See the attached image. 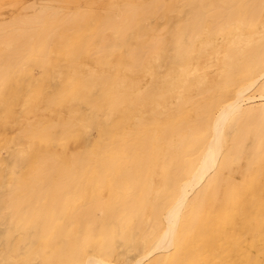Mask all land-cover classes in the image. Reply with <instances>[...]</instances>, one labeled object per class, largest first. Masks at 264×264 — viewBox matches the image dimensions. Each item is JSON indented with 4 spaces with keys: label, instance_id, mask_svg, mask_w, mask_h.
Returning a JSON list of instances; mask_svg holds the SVG:
<instances>
[{
    "label": "rangeland",
    "instance_id": "obj_1",
    "mask_svg": "<svg viewBox=\"0 0 264 264\" xmlns=\"http://www.w3.org/2000/svg\"><path fill=\"white\" fill-rule=\"evenodd\" d=\"M183 1H185V3ZM183 1L182 0H164V1H162V0H152V1L151 0H137V1L136 0H134V1L133 0H118V1L117 0H0V23H2V24H0V29H3V30H0V33L2 31H5V29H4L5 26H6V30L9 29L10 27L12 29V31L10 29L7 30L6 33H9V34L6 35L5 41L2 42V40L0 39V51H1L0 55H3V58H4L3 59L2 57H0V61H1L0 62V68L2 70H4L2 76H0V79H1L0 80V82H1L0 83V185L2 183L7 184L9 186L12 185V187H9L6 190L9 193H7L6 191L5 192L0 191V201H1L0 202V205H1L0 206V208H1L0 213L4 214L6 212L4 215H7L11 212L10 216L12 217V221H9L10 223L9 222L7 223L9 226H7V224H6V228L4 229L5 234L2 237H0V243H1L0 244V255H2V258H3V260L0 264H7V263L8 264H10V263L11 264H20V262H22L23 260H24L23 262H25V263L22 262L23 264H27V263L30 264V262H32L34 264H56L59 260H61L63 258L64 253L61 252L62 251L61 250V247H62L61 244L66 243V242H70V243L75 244L80 237L79 235L82 233V232H80V230L83 231V233H88V234L90 233V235H89L90 239L88 240V242L100 240L102 238L100 233L96 232L95 230H94L95 232L92 231L93 229H95L93 227V225H92V227H90V225L93 223L89 219V217L86 216L85 214L83 216L77 215L71 223H68L67 221H65L66 220L65 215H67L69 213L68 211L75 209L77 207V205H80L79 207H81V208H79V209H83V211L86 210L85 207H87V206H85V205H87V203L89 201H91L93 199V197H94L93 200H95V199L100 200V197H101V199L104 198L105 200H107L108 203H112L114 201L111 200V197H113V200L116 201V199L118 198V195H120V193H122V195H124V194H126V192L128 194L129 191H131L130 192L131 194H133V195L135 194L136 197L139 198L140 200L143 199L147 205H146L145 211L143 210V213L145 212L144 215L140 216L141 218H138L135 215L133 217V215H131L132 218H129L130 221L125 222L126 223L125 226H128V227L132 226L131 228H134L135 227L134 225H137L139 223L137 220H140L141 224L139 223V225H138L139 230L138 229L136 230V235L138 237L141 235L142 231L146 228L145 223H146V221H148V217L153 212V208L155 207V205H157L158 197H156V196L154 197L153 193H149L147 195L143 186L136 188V187L132 186L131 181L128 184V181H126V179L129 180V178L127 176H124L123 174H121L122 173L121 170H123L125 167H132L133 165H135L139 161V159H141V158L143 159L146 155V153H144L145 151H143V150H149V151H151V154L153 157H158L157 152L160 153V150L163 149L162 147H164V149H166V147L168 146V144H167L168 141L176 140L178 137L176 135L183 128H185V130L180 131V133H187L188 132V133H192V134H197L196 129L194 130V127L192 125L193 123L191 124L190 121L197 120V118L199 117L198 113H200V114L202 113L204 106L206 107L210 103H212L210 105H214V104H217L219 102L223 103L224 100L231 98L234 90L236 89V86L240 85L243 81H245L246 79L249 78L248 73L246 74V71H248V69L252 68L250 66L245 67V69H247V70H245L243 68L244 66L238 65L235 68L236 70L234 69L235 71L234 70L231 71V70H228L226 67H223V65L215 62L214 59L216 57L213 58V56L215 55L214 53H215L216 48H218V46L220 45L219 48L222 49L226 45V40L223 38L217 39V42H215V43H206V41L204 40L205 36L208 35L207 37H210V35H213L209 32V27H211L212 26L211 24L213 23V17L211 15V13H209L208 10H207L208 12H206V9H209L211 7V4H213V1H215V0H211V1L210 0H205V1L204 0H202V1L201 0H199V1L198 0H192V1L189 0V2H191L190 4H189V2H187L188 0H183ZM155 2H158V3H156V5H155ZM177 2H179V3H177ZM209 2H211V3H209ZM241 2L243 3L244 0H241L240 3ZM122 3L128 4V5H125L123 7V6H121V5H124ZM143 3L145 4L144 6H143ZM147 3L150 5V7H149V5H146ZM175 3H177V4H175ZM132 4L139 7V8L138 7L135 8L137 10V13H136L137 16L133 15L135 12L134 11L135 9L134 8L132 9V7L129 8ZM200 4L203 6H200ZM118 5H119V7H118ZM185 5L187 7H185ZM190 5L194 6V7H191ZM204 5H207V7L205 6V8L203 9ZM109 6L110 7L112 6L113 9L110 8ZM127 6H129L128 9H130V10L125 9V7L127 8ZM142 6L143 7L146 6L148 8L147 10H149V15H147L148 11L146 10V7L143 8ZM152 6H154V8ZM159 6L162 9H160ZM208 6H210V7H208ZM183 7H184V9H183ZM188 7L190 8L191 12L193 9H196V12L198 11L197 14H199V15H200L199 11L201 10L200 12H201L202 16H199L200 18L196 17V15H195L196 12L193 11L194 13L193 12L191 13ZM142 8H143V10H142ZM178 8L181 10V11L178 10L181 14L177 11ZM48 9L50 10L49 13L54 12L55 15H57L55 17H57V18H59V17L61 18V16L63 15L62 14L63 11H64L65 15L67 13H69L68 15H77V14L78 15H82V14L84 15L85 13L88 15V12H89V15L91 13H95V15H96L98 12L99 18L101 17L100 18L101 20L97 19L98 15H96V18L94 20H92V21L89 20L90 22L87 21V23L85 22L86 24H84V26H82L80 28L81 31L79 30V28L77 26H73L74 28L73 27L70 28V26L68 27V26H64V25L58 26V28H57V34L58 35L49 41V53L47 56L49 63H47V64L46 63H35V64L28 63V64H25L19 68L18 64L20 63V61L18 60L19 58L17 59V57H19L20 54L18 51L16 52V50H14V48L15 49L20 48V50H21V48H23V46L25 45V42H27V41L32 42L34 39L33 33L30 32V31H32L30 26H28L29 28H27V29H29V30H27V32L25 31L24 35H20V33L22 32V29H23L22 26L25 24L23 21H30L35 16L44 17L43 19L46 20V15L49 14L47 11ZM51 9L54 11H51ZM144 9L146 10V12H144ZM153 9H154V11H153ZM172 9H174V10L172 11ZM40 10L43 11L44 13L45 12L46 13L43 15L42 14L43 12H41ZM106 10H107V12L109 11L111 13L108 12V14H107ZM140 10H142L145 14ZM155 10H156V13H154ZM65 11H67V12H65ZM69 11H72V12H69ZM112 11L114 12L115 17H112L110 15V14H112ZM124 11L126 13H127V11L128 12L130 11L131 12V13H129L130 16H131V14L133 17L136 16V17H134L135 19L131 16L130 18H132V20L133 19L134 20L132 21L128 18L130 20V23H129L128 19L125 20L124 18H122V17H124L123 15L126 14ZM132 11H134V12H132ZM150 11H152V12L150 13ZM37 12L41 13V15L37 14ZM121 12L123 14L120 16L119 13H121ZM171 12H174V14H173L174 16L171 15L172 14ZM262 12H264V9H262V11H261V16L264 17V14H262ZM185 13H187L186 16L184 15ZM30 14H32V15L30 16ZM33 14H34V16H33ZM102 14L105 17H108V15H109V18H106L107 19L106 20ZM151 14H153V15H151ZM188 14L190 16H191V14H193V17L195 15V19H193V17L191 16L192 17L191 18V24H193V26L197 25V24H195L196 22L193 20H196V21H197V19L203 20V16L205 15L204 20H206V21H204V20H203L204 22H201L202 20L198 21V24L202 23V25H199L200 28L202 26L201 30L199 29L198 25L194 27V29L196 27H198L197 28L198 31L202 32V33H200V32L197 33L198 35L199 34H201V35L198 36L196 34V36L193 37L194 39L192 38V36H190V38L188 39V37H186L187 34L186 33H184L185 35L183 34V32H185L184 26H180L181 21H183L182 24H184V25L186 24V22L184 21V18L186 17V19H188V17H190V16H188ZM65 15H63L62 17H64ZM87 15H84V16L87 17ZM150 15L152 16V18ZM182 15H183V18H182ZM25 16H26V18H28L30 16L31 19L28 18L26 20ZM143 16H146V17H143ZM120 17H121V19H120ZM127 17H128V15L126 14L125 18H127ZM178 17H180V19ZM207 17H209V19ZM15 18H16V20H18V22H16ZM19 18H20V20H23V19H25V20L20 21ZM102 18L104 19V21L106 20L108 23V25H106V21L103 22L102 24L104 26L112 25L113 21L118 22V23H116V25H115V23L113 25H115L117 28H119V29L116 28V30L117 31L119 30L118 31L119 35L121 34L120 39H115L112 37V38H110V40L108 42H106L104 44L101 38H99V37L96 38L97 36L94 38L91 36L88 37V35H89V28H88L89 24L91 26L97 25L98 23H101L103 21ZM153 18H154V20L157 18L158 21H157V19L155 21L152 20ZM11 19H13V20H11ZM109 19L111 21H109ZM147 19L149 21H147ZM9 20L11 21V23ZM117 20H119V21H117ZM144 20H145V22H144ZM3 21L5 23H3ZM6 21L7 22L9 21V22L7 23ZM14 21L16 24H18V26H16L14 24ZM127 21L129 23V26H128V23H126ZM131 21H132L133 26L130 25ZM134 21L136 23V26H134L135 25ZM233 21H231V23H230L231 27L239 24L238 21L237 22L236 21L233 22ZM91 22H93V23H91ZM96 22H98V23L95 24ZM109 22H111V24ZM171 22L175 23V25H176V28L174 30L176 34H174V36H176L179 39L180 38L179 35L183 34V35H181V38H180L181 43L184 42L186 44H189L190 46L192 45L193 47L191 46L190 49H192L194 52L190 49H187L185 51H181V52H183L182 53L183 55L181 54V52L179 53L182 56H179L178 53L173 54L174 52H171L170 54H173V56L169 54V58L167 60V63L162 65L161 67H160V65L157 64V62L155 63L152 60L149 61L150 56L148 55L145 59H143V61L138 66H135L133 61L130 60L132 58L130 56L129 51L133 47L139 46L142 43V41H146L149 38H151V36L154 34L161 35V36H163L165 34L164 35L165 38H167L168 36L170 37V34L166 31V27ZM209 22H212V23H209ZM122 23L124 26L122 25ZM166 24H168V25H166ZM249 24H251V25H249ZM19 25H22V26H19ZM164 25H165V27H164ZM245 25L247 28L245 27ZM245 25H244V27H242L243 26L242 24H239L238 26L242 27L244 30H255V29L259 28L257 23H248ZM25 26L26 25H24V27ZM121 26H123V30H121V28H122ZM125 26L126 27L128 26L127 29H125L126 28ZM177 26L178 27L180 26L182 28L178 29ZM193 26H192V28H193ZM14 27H16V28H14ZM17 27H19V28H17ZM229 27H230V25H229ZM229 27L227 26V28L231 30V28H229ZM83 28H85V29H83ZM197 29H195L194 31L196 32ZM226 29L221 30L220 34H218V35L215 34V35L216 36H219L222 34L224 35L225 34L224 32L228 31V29L227 30ZM127 30H128V32H127ZM28 31L30 33H28ZM124 31L126 32V35L124 34ZM180 31H181V34H179ZM10 32H13L14 34L10 33ZM18 32H19V34H18ZM61 32H62V35H61ZM120 32H123V33H120ZM229 32L230 31H228L227 33H229ZM11 34H13L12 36L15 37L14 38L15 40L13 39L12 36H10ZM15 34H17V36ZM27 34H29V35H27ZM123 34H124V36H123ZM25 35H27V37ZM21 36H23V37L25 36V38H23ZM183 36L186 38H184ZM58 37H59V39H58ZM79 37H80V39H79ZM125 37H126V39H125ZM169 37H168V39H169ZM196 37H200L201 39L196 38ZM26 38H30V39L27 40ZM132 38H133V40H132ZM8 39H10V40H8ZM90 39H91V41H90V43H88ZM95 39L96 40L99 39L98 42ZM186 39L188 40L189 43L187 42ZM83 40H87L88 42L87 41L83 42ZM117 40H119V41H117ZM222 40H224V41L222 42ZM6 41H9V42L14 41V43L12 42L9 44V46L11 45V49L8 48V51L5 50V49H7V47H9L8 44L6 45V43H5ZM19 42H20V44H19ZM120 42H122V43H120ZM200 42H201V44H200ZM220 42H221V44H218ZM3 43H5L6 46H4ZM15 43L18 45H15ZM80 43H81V45H80ZM118 43H119V45H118ZM114 44H115V46H112ZM74 45H75V47H74ZM79 45H80V47H79ZM83 45H85V46H83ZM20 46H22V47H20ZM207 46H209V47H207ZM199 47H200V49H199ZM126 48H127V50H125ZM2 49L4 50V52ZM82 49H84V51H82ZM78 50H80V51H78ZM188 50H190V51H188ZM9 51L11 52V54H13V52H14V54H16V55H14V54L10 55ZM75 51H78V52H75ZM85 51H87L88 53H86ZM106 51H108V52H106ZM109 51H111V53ZM117 51H119V52H117ZM35 52H37V49H32L30 54L34 58L41 57V54H39V52H37V54ZM120 52H122V53H120ZM123 52L125 54H123ZM83 53H84V55H83ZM87 54H89V55L87 56ZM111 54L113 55L112 57H111ZM197 54H199V56H197ZM6 55H9L10 57L8 58V57H6ZM104 55L106 58L104 57ZM176 55H177V57H176ZM12 56H14L17 59V61H19V62H17L14 57L13 58L15 60H13ZM122 56H123V59H120V58H122ZM210 56H212V57L209 58ZM128 57L130 58L129 59L130 61L128 60ZM175 57L179 61H177V59H175ZM2 59L4 60V62ZM9 59L11 60V62ZM94 59L96 60V62ZM12 60L16 61V64ZM131 61H132V63H131ZM177 62H179V63H177ZM85 65H87V69H86ZM178 65H182L183 67L186 68L185 80L179 79L177 76H175V71L178 68ZM33 66H36V68ZM238 67H240V68H238ZM55 68H56V70H55ZM90 68L91 69L93 68L98 73L100 71V72H104L105 74L110 75V76L121 77L125 80H127V79L128 80H130V79L134 80L136 83V87L135 88L128 87L126 84H122V85L116 86V87L112 86V85L111 86L108 85V86H106V89L107 88L109 89L108 95H111L110 98H108L107 95L101 96L98 93H90L88 89H90L89 87L91 85V81L88 79V76H87L88 70ZM127 68H128V70H126ZM129 68L130 69L132 68L133 70L131 69L129 71ZM194 68L197 69V70H195V73H193ZM165 70H167V71H165ZM72 71H74V72L72 73ZM197 71H198V73H197ZM213 71H214V73H213ZM220 71H222V72H220ZM228 71H230V72H228ZM218 72L222 75L223 74L226 75V72H227L228 74L226 76H224L226 78V80L224 78H220L222 76L219 75ZM45 73H46V75H44ZM192 73H193V75H192ZM229 73H230V76H229ZM256 73H257V71L254 70V74H256ZM58 74L60 77L57 76ZM152 74L155 75V78L158 82H160V83L163 82V84L165 83L166 85H169V83H172L174 86L172 84H170L169 86H165V89L163 90V92H160V94H157V95L153 96L152 98L147 96V99H146V97H144V96H146L144 94V92H142L140 90L141 91L140 92L141 94H140L138 91H139V89L142 88V85H144L146 82H148V80L151 79ZM188 74L189 75L191 74V75L189 76ZM203 75H204V78H206L204 80V82H202V83H206L204 86L202 85V83L198 84L196 82V78L198 76H203ZM80 76H82V77L85 76V79H84V77L81 78ZM163 78H165V79H163ZM216 79L218 80V82L216 81ZM219 79H221L220 81H222V82H220ZM69 80H70V82H69ZM163 80L164 81L166 80V82H164ZM182 81H184L185 83L183 84ZM212 81L214 83H212ZM67 82H69L68 87H67ZM73 82H74V84H73ZM217 83H219V84H217ZM221 85L222 86L224 85L223 88ZM23 86H25V90H24ZM29 86H30V90H29ZM200 87L202 88V90L200 89ZM204 87L206 89H204ZM67 88H68V90H66ZM211 88H213V89H211ZM196 89H198L197 90L198 92L196 91ZM189 91H190V93H189ZM200 91H202V93ZM205 91H207V92H205ZM25 93H27V94H25ZM88 93H90V94H88ZM117 94L120 95V97H119L120 99L118 98L119 101L118 100L115 101L112 98V96H114V97H115V95L118 96ZM137 94H140V95H137ZM250 94H251V96L252 95L256 96L257 92H255V94H254V92L252 91ZM75 95L76 96L79 95V96L76 97ZM136 95L139 96V98ZM142 95H144V96L142 97ZM214 95H217V97L215 98ZM127 96H128V98H127ZM199 96H201V97H199ZM57 97L59 98V100L57 99ZM79 97L83 98V100H84L83 103L80 100H78ZM171 97H173V98H171ZM191 97H193V98L197 97V98L190 99ZM178 98H180V99H178ZM188 98L190 99L189 101H188ZM23 99H25V100H23ZM129 99L131 101L134 100V102L128 101ZM169 99H171L172 101ZM254 99H251L253 101H251V100L245 101L244 107L247 105L250 108H252L253 106L259 108L262 105H264V104H262V103H264V100H261L259 98L257 99V96ZM52 102H54V103H52ZM176 102L177 103L181 102L182 104L183 103L184 104L182 105L180 103L179 107H178L177 105H175ZM185 102H186V104H185ZM133 103H134V106H133ZM170 103L172 104V106ZM257 103H258V105L259 104H261V105H259V107H258V105H256ZM21 104H22V107H21ZM128 105H130V106H128ZM180 105H181V107H180ZM19 106H20V108H19ZM182 106H185V107H182ZM200 106H203L202 109ZM92 108H94L95 110ZM176 108H177L178 112L175 111ZM6 109H9V110H6ZM157 109L159 111H157ZM197 109H200V110H198L199 112L197 111ZM126 110H128V111H126ZM167 110H170V111H167ZM172 111H173V113H172ZM151 112H152V114L154 113L153 116H152V114L150 115ZM175 115H177V116L179 115V116L177 117ZM155 116H157L159 118V120ZM159 116H161V117H159ZM131 118H133V120ZM74 121H76L77 123ZM152 121H153V123H152ZM62 122H63V124H62ZM72 122H74V123H72ZM150 122H151V125H149ZM134 123H136V125H134ZM178 123H179V125H181V127L183 125L185 127L180 128L179 125L177 127L176 125ZM72 124H75L76 127L72 128L71 127ZM90 124H91V126H90ZM186 124L189 126H186ZM101 125H105V127H102ZM168 126L170 129L167 128ZM60 127H61V129H60ZM62 127L64 128V130ZM139 127H140V129H138ZM176 127H177V129H176ZM189 127L193 131L191 129H189ZM67 128H69V129H67ZM178 128H180L179 131H178ZM86 129H87V131H86ZM174 129H176L177 131ZM172 130L175 132V134H172V136H171L170 132L173 133ZM30 131H33V132H30ZM91 131L93 132L92 134H91ZM132 131L135 134H132L133 133ZM200 132H204V129H202ZM47 133H48V135L49 134L50 135L48 136ZM55 133L58 135H56ZM87 133H88V135H86ZM96 133H97V135H96ZM162 133H165V134L168 133V134H166V135H168V136H166V138L171 137L170 140H167L168 138L166 139L165 135H163ZM161 134L164 137L161 136ZM227 135L228 134H226L227 139L231 138V136H232L231 134H229L228 136ZM52 136H54V137H52ZM87 136L89 137V139ZM114 136H115V138H114ZM86 137H87V139H86ZM71 138H72V141H71ZM127 138L134 139V140H130ZM259 139L264 140V134H262L259 137ZM116 140H117V142H116ZM120 140L122 143L124 142V144L120 143ZM129 140L131 141V143ZM158 140H160V142H158ZM125 141L126 142L129 141V142L125 143ZM149 141H151V142H149ZM98 143H100V144H98ZM113 143H114V145L117 144L118 146H120V148L122 145H124L123 147L125 148L126 145L128 147V144L129 145L131 144L130 148L132 150H130V148L128 149L126 147L128 149V151L131 153V155H129L130 153H128V151H126V148L124 149L122 147L124 150H121L122 148L120 149L119 147H115L114 145L111 146V144H113ZM118 143H120V144H118ZM148 143H150L149 144L150 146L148 145ZM165 143L167 144V146ZM249 143H250V141H248L247 145H249ZM142 144L145 147L141 146ZM226 144L231 146L232 145L231 140L230 139L227 140ZM261 144L262 145L260 146V149L262 148L261 149L262 151L259 150V152H257L258 155L256 154L255 157L254 156H253V158L250 157L251 152L249 153V149H247V147H246V148H244L245 150L243 149L241 152H239L240 154L236 153L237 157L233 156L232 163L228 167V170H227L226 166H222L220 168L219 176L217 175L213 178L211 177L209 179H206L207 185H205V188L202 192L201 203H200L199 209L196 212V213H198L196 216L197 222L194 221L193 222L194 224L192 223L191 226L187 230V234L189 235V238L187 239L188 242H187L186 246L190 250V252L194 254L193 261L195 260L196 264H223L225 261L229 260L230 257H232L233 250H235L237 248H239V249L243 248V245L246 243V242L242 243L243 239L244 240H247L250 238L252 239L254 237L253 235H257L262 230H264V147H262V146H264V143H261ZM109 145H110V147H109ZM132 145L134 146V148ZM224 145H225V143H224ZM95 147H97L99 150L97 151V148H95ZM108 147L110 150L108 149ZM112 147H113V149H112ZM140 147L145 148V149L140 150ZM147 147H148V149H146ZM117 148H119L118 151H117ZM153 148L155 149V151L152 152ZM85 149H87L88 151ZM111 149H112V151H111ZM156 149L159 151H157ZM246 149L248 151H246ZM80 151L82 153H79ZM99 151H100V153H99ZM106 151H108V152L106 153ZM84 152H87V154ZM241 153H243V154H241ZM248 153L250 155H248ZM233 155H235V154H233ZM51 156L56 157L58 160H60L63 163L68 165L69 171L71 170V176L69 175L70 180H68L69 184H68L67 179L64 178V175L60 176L59 174H61V173H59L57 171L56 172L51 171L49 173L46 172V175H45V173H44L45 171L43 170V167L47 163V161L45 159L47 157H51ZM69 156L71 157L70 159H72V160L69 159ZM114 156H117V157L119 156L118 159H120V160H117L118 161L117 162L116 161L117 157H114ZM259 156H261V158ZM99 157H100V159H99ZM113 158H116V159L114 160ZM235 158H237V159H235ZM78 159H81V160L78 161ZM105 159H109L110 161L112 160L113 163H115V165L108 167L106 172L103 175V174H100V172L98 171V167H99L98 161L105 160ZM154 159H156V158H154ZM24 160H26L27 162ZM43 160H44V162H43ZM122 160H125V163ZM235 160H238V161L235 162ZM254 160L255 161L257 160V161L254 162ZM69 161H71V162H69ZM73 161H75L76 163ZM17 162H19V163H17ZM96 162H97V165H96ZM248 162L250 163L251 166L248 165L249 164ZM117 163L120 166L119 165L117 166L116 165ZM131 163H132V165H130ZM75 164H77V165H75ZM78 164H80V165L78 166ZM246 164L249 166L248 168L246 167L247 166ZM42 165H44V166H42ZM69 165H71V167ZM149 167L142 174V175L145 174L144 176H142L143 178L140 177V175H137V177H135V178H138V176H139L140 177L139 180H137V179L136 180L139 181L140 183L142 180H143L142 183L148 182V180H149L150 183L152 182L151 184H152L153 188L155 189V191H156V189L160 190L164 184L163 179H161L164 176V175L163 176L161 175L163 168L160 167L159 165L153 166L154 169L152 167H150V168ZM113 169H115V171ZM72 170L74 172H72ZM86 170L87 171L89 170V171L87 172ZM92 170L95 171L94 174L91 172ZM110 170H111V173H110ZM31 171L33 172V174L32 173L30 174ZM117 171H119V172H117ZM120 171H121V173H120ZM228 171H229V173H228ZM37 172H43V173H37ZM55 173H57V174L59 173L58 176H57V174L55 175ZM78 173H80V175ZM38 174H40V175L36 176ZM50 174L54 175V176H51ZM77 174L79 175V178H78V176L75 177ZM221 174H222V177L220 178ZM84 175L87 176L86 179H83ZM15 176H16V178H19L18 179L19 182L17 181ZM56 176L58 177L59 180L57 179ZM96 176L99 180L96 179ZM145 176H146V178H145ZM225 176H226V178H225ZM81 177H82V179H80ZM60 178H62V179H60ZM132 178L135 179L134 176ZM147 178H148V180H146ZM100 179H102V180H100ZM113 179L114 180L116 179V181H114L115 184L113 183ZM56 180H58L60 182H57ZM232 180H234V181H232ZM22 181L23 182L26 181V182H28V183L30 182V183L29 184L27 183L28 184L27 185L26 182H24L26 184L25 185ZM32 181H34V183ZM43 181H47L48 183L47 182L43 183ZM99 181H100V183H99ZM103 181H104V183H103ZM218 181H220L221 183ZM65 182L67 183V185L65 184ZM31 183H32V185H31ZM57 183H58V185H56ZM218 183H219V185H218ZM74 184H76L80 187V188L77 187V192H75L76 190L72 191L74 188L76 189V186ZM239 184L242 186H240ZM246 184H247V186H246ZM17 185H19V189H18ZM45 185H46V188H45ZM68 185H70V186H68ZM81 185L83 187H81ZM111 185L114 188L111 187ZM120 185L123 188H121ZM155 185L159 186V187H156ZM14 186H15V188H14ZM71 186H72V188L74 186L75 187L73 189H70ZM117 186L120 188L117 189L118 188ZM126 186H127V189L125 188ZM131 187L136 188L135 189L136 191H138V189H139V191H138L139 193L136 192L135 190H133L134 188L132 189ZM34 188H35V190H34ZM36 188L38 191L36 190ZM14 189H15V192H14ZM39 189H42V190H39ZM116 189L119 191L116 192ZM53 190H54L55 196L52 194ZM216 190H217V192H216ZM24 191H26V192H24ZM27 191H29V192L27 193ZM59 191L62 193H60ZM67 191L68 192L71 191V192L68 193ZM133 192H135V193H133ZM163 192H166V189L163 190ZM10 193H11L12 197H10L11 196ZM24 193H26V194H24ZM33 193H36V194H34L35 196H37L38 193H39V195L33 199V197H34V195H32ZM71 193H72V195L70 197ZM77 193H80V195H78ZM82 193L83 194L85 193V195H83ZM137 193L139 194V196H137L138 195ZM64 194H65V197H64ZM4 195H6V197H4ZM21 195L23 198L21 197ZM29 195H31V196H29ZM49 195H51V196L49 197ZM28 196L30 197L31 202L28 201V198H29ZM60 197L61 198L64 197L63 200H64V203H66V208H64L65 206L63 208L65 211L64 210L63 211L62 210L57 211L58 209L56 207V203H57V199ZM69 197L71 198V202L69 200L70 199ZM77 197H78V200H76ZM5 198H8V199H5ZM13 198H14V200L10 201ZM40 198H41V201H40ZM66 198L67 199L69 198L67 202H66V200H67ZM4 199H5V201H4ZM51 199H52V201H51ZM84 200H86V201H84ZM8 201H9V203L10 202L11 203L9 204ZM34 202H35V204H34ZM68 202H69V204H67ZM73 202L75 204H73ZM84 202H85V204H84ZM4 204L6 207L4 206ZM6 204L8 205V207ZM27 204L28 205L30 204V205L28 206ZM41 204L44 205V206L42 205L44 208L41 206ZM193 204H194V202L192 200V204H191V206H189V208H191ZM32 205H34V206H32ZM49 205H50V208H48ZM52 205H53V207H52ZM26 206L28 209H26ZM30 206L32 207V210H31ZM35 206L37 207V209H35L36 208ZM33 207L36 211H33L34 210ZM47 209H51V210H47ZM68 209H70V210H68ZM27 210H30V211H28L29 213L27 212ZM55 210H56L57 214L59 212L58 215H55L56 212H53ZM8 211H10V212H8ZM25 211L28 213L27 215H26ZM42 211H43V213H42ZM49 211H51V212H49ZM95 211H96L97 215H100V213H101L100 209H97ZM40 212L42 215L40 214ZM65 212H66V214H65ZM35 214H36V217H35ZM25 215L27 217H25ZM31 217H32V219H31ZM45 218H46V220H45ZM79 218H81V219H79ZM29 219H31V222ZM82 219H84V220H82ZM129 219H127V220H129ZM258 219H260V220H258ZM79 220H82V221H79ZM134 220H136V221H134ZM15 221H17V222L15 223ZM23 221L26 223L23 224ZM33 221L34 222L36 221V222L33 224ZM13 222H14V224H12ZM37 222H38V225L41 224L39 227L36 224ZM80 222L82 223V226L84 224L83 229H81L82 226H80L81 225ZM129 222H130V224H128ZM142 222L144 223V225H142L143 224ZM10 224H12V225L10 226ZM25 224H27V225H25ZM32 224H33V226H31ZM57 224H58V226H57ZM54 225H55V227H54ZM24 226H26V227H24ZM50 226H51V229L49 228ZM65 226H66V228L69 227V229L67 230L65 228ZM63 227H64V229H62ZM84 227H86V228H84ZM8 228H10V229H8ZM16 228H17V230H16ZM26 229H27V231H29V230L31 231V229L36 230L35 234L33 236H29L28 240H26L24 242L25 244L28 243V247L23 242H20V241H22L21 238H22V235L26 232ZM42 229H44V232ZM84 230H86V231L84 232ZM0 231H2L1 228H0ZM37 231H38V234L40 233V235H37ZM2 232H0V234ZM58 232H60V233H58ZM62 232H64V233L62 234ZM44 233H45V237H43ZM72 233H73V235H72ZM13 234H15V235L13 236ZM49 235H50V237H49ZM55 235H56V237H55ZM190 235L195 236L196 237L195 239L198 241L202 240V242H204V245L200 246V245H198V242L190 241ZM67 236L70 238H68ZM76 236H78V237H76ZM30 237H33L34 239L36 237H39V238H37L38 240L35 241L33 238H30ZM76 238H77V240H76ZM29 239H31V240L29 241ZM32 239H33V241H32ZM6 240H8V241H6ZM5 242L7 244H5ZM12 242H14V243H12ZM31 242H33L34 244ZM236 242L237 243L241 242V243L236 244ZM40 243L43 246L39 245ZM3 244H4V246H3ZM10 244L13 247L9 246ZM22 244L26 247H24ZM48 244H50V245H48ZM85 246H82L83 250L88 249V246L87 245H85ZM258 246H259V251L258 250L257 251H258L259 257H260L259 258L260 263L264 264V248H262V247H264V242H261V243L259 242ZM6 247H8V248H6ZM11 247L13 249H11ZM18 247H21V249H23V250L18 249ZM37 247H38V249H37ZM10 250H11V252H10ZM16 250H18V252ZM28 250H29V253H27ZM31 250H32V252H31ZM118 250L119 249L117 248V246H115L114 252L117 253ZM201 251H203V252L206 251V252L201 253ZM3 254H4V256H3ZM6 254H8V255H6ZM29 254L32 256H30ZM37 254L39 257L37 256ZM42 254H44L43 258L40 257V256H42ZM6 256H7V258H6ZM28 256H30V257H28ZM116 257L117 258L114 261L118 262V264H122V262H120V260H122L123 257H121V256L119 257V256H117V254H116ZM37 258L38 259L41 258V259H39L40 261ZM151 258L155 259L156 255H154V257H151ZM35 259H36L37 263H36ZM195 263L193 262V264H195Z\"/></svg>",
    "mask_w": 264,
    "mask_h": 264
},
{
    "label": "bare ground",
    "instance_id": "obj_2",
    "mask_svg": "<svg viewBox=\"0 0 264 264\" xmlns=\"http://www.w3.org/2000/svg\"><path fill=\"white\" fill-rule=\"evenodd\" d=\"M118 1V0H117ZM134 1V0H133ZM137 1V0H136ZM152 1V0H151ZM162 1H164V0H162ZM183 1V0H182ZM192 1V0H191ZM199 1V0H198ZM202 1V0H201ZM200 1V2H201ZM205 1V0H204ZM211 1V0H210ZM241 1V0H240ZM240 1L239 0H215V1H213V4H211V7L210 6H208V7H210L209 9H206V12H208L209 11V13H211V15H212V17H213V23L212 22H209V23H212L211 25V27H209V32L211 33V34H213V35H210V37H207V36H205V41H206V43H215V42H217V39H225L226 40V45L221 49V48H219V46H218V48H216V50H215V55L213 56V58H215L214 60H215V62H217L218 64H221V65H223V67H226L228 70H231V71H233L238 65L239 66H244L243 68L245 69V67H252L251 69H248V71H246V74L248 73V76H249V78L248 79H246L245 81H243L240 85H237L236 86V89L234 90V92H233V94H232V96H231V98H229V99H226V100H224L223 101V103L222 102H219V103H217V104H214V105H210V104H212V103H210L209 105H207L206 107L204 106V108H203V110H202V113L200 114V113H198L199 114V117L197 118V120H192V121H190L191 122V124L193 125V127H194V130L196 129V133L197 134H192V133H180V131H183V130H185V128H183L182 130H180V128H182V127H185L184 125L181 127V125H179V123L176 125L177 127H178V125H179V127L180 128H178V131H179V135L177 134L176 136H178L177 137V139L176 140H170V138H166V136H168V135H166V134H168V133H162L163 135H165V138L167 139V140H170V141H168V146H167V144H166V149H164V147H162L163 149L162 150H160V153H158L157 152V154H158V157H153L152 156V154H151V151H149V150H143V149H145V148H141L140 147V150H143V151H145L144 153H146V155H145V157L142 159H139V161L135 164V165H133L132 167H125L123 170H121L122 171V173H121V171H120V173L121 174H123L124 176H127L128 178H129V180H127L126 178V181H128V184L130 183V181H131V184H132V186H134V187H144V189H145V191H146V193H147V195L149 194V193H153V195H154V197L156 196V197H158V203H157V205H155V207L153 208V212L150 214V216L148 217V221H146V228L142 231V233H141V235L138 237L137 235H136V230L139 228L138 227V225H139V223H140V220H137L139 223L137 224V225H134L135 227L134 228H131L132 226H130V227H128V226H125L126 225V221H130V219L129 218H132L131 217V215H133V217H134V215L136 216V217H138V218H141L140 216H142V215H144V213H143V210L145 211V208H146V202L143 200V199H139V198H137L136 197V195L134 194H131L130 192L131 191H129V193L127 194V192H126V194H124V195H122V193H120V195H118V198L116 199V201L115 200H113V197H111V200L112 201H114V202H112V203H108V201L107 200H105L104 198L103 199H101V197H100V200H93L94 199V197H93V199L91 200V201H89L88 203H87V205H85V206H87V207H85V209L86 210H84L83 211V209H79V208H81V207H79L80 205H77V207L75 208V209H72L71 211H68L69 213L67 214V215H65V217H66V220L65 221H67L68 223H71L73 220H74V218L77 216V215H80V216H83L84 214L86 215V216H88L89 217V219L92 221V223L93 224H91L90 225V227H92V225H93V227L95 228V229H93L92 231H96V232H99L100 233V235H101V239L100 240H98V241H93V242H88V240L90 239V233L88 234V233H83V231H81L80 230V232H82L79 236V239L77 240V238H76V240H77V242L75 243V244H73V243H70V242H66V243H62L61 244V252H63L64 254H63V258L61 259V260H59L56 264H118V262H116V261H114L117 257H116V254H117V256H121V257H123V259L122 260H120V262H122V264H193V262L195 263L196 261L194 260L193 261V259H194V254L193 253H191L190 252V250L187 248V239L189 238V235L187 234V230H188V228L191 226V224L194 222V221H196V216H197V214L198 213H196L197 212V210L199 209V206H200V203H201V195H202V192H203V190H204V188H205V185H207L206 184V179H209V178H213V177H215V176H219V174H220V168L222 167V166H226L227 167V170H228V167L231 165V163H232V158H233V156H236L237 157V155H236V153H239V152H241L244 148H246L247 147V149H249V153L251 152V155L248 153V155H250V157H252L253 158V156L255 157V155L257 154V152H259V150H261L260 149V146L262 145L261 143H264V140H260L259 139V137L262 135V134H264V105H262L261 107H259V105H261V104H259L258 105V103L256 104V105H258V107L259 108H257V107H252V108H250L249 106H245L244 107V103H245V101H249V100H251V99H254V98H256V96H257V99L259 98V99H261V100H264V17H262L261 16V11H262V9H264V0H244V2L242 3H240ZM143 2V1H142ZM149 2V1H148ZM154 2V1H153ZM159 2V1H158ZM158 2H155V5H156V3H158ZM180 2V1H179ZM179 2H177V3H179ZM184 3H185V1H183ZM187 2H189V0L187 1ZM207 2V1H206ZM137 3V2H136ZM162 3V2H161ZM177 3H175V4H177ZM191 2H189V4H190ZM208 3V2H207ZM209 3H211V2H209ZM122 4H124V5H121V6H125V5H128V4H125V3H122ZM183 4V3H182ZM188 4V3H187ZM195 4V3H194ZM203 4V3H202ZM133 5V4H132ZM127 6V8L125 7V9L126 10H130V9H128V7L129 8H131L132 7V9L134 8H136V7H138V6H136V5H133V6ZM141 5V4H140ZM139 5V6H140ZM145 4L143 3V6H144ZM146 5H149L148 3L146 4ZM160 5V4H159ZM184 5V4H183ZM196 5V4H195ZM208 5V4H207ZM207 5H204V7H203V9L205 8V6L207 7ZM32 6V5H31ZM30 6V7H31ZM135 6V7H134ZM142 6V7H143ZM158 6V5H157ZM172 6V5H171ZM191 6V5H190ZM189 6V7H190ZM200 6H203V5H201L200 4ZM44 7V6H43ZM79 7V6H78ZM90 7V6H89ZM110 7V6H109ZM115 7V6H114ZM118 7H119V5H118ZM122 7V8H123ZM146 7V6H145ZM145 7H143V8H145ZM149 7H150V5H149ZM153 8H154V6H152ZM151 7V8H152ZM160 7V6H159ZM180 7V6H179ZM185 7H187L186 5H185ZM188 7V8H189ZM191 7H194V6H191ZM110 8H112L113 9V7L111 6ZM109 8V9H110ZM116 8V7H115ZM139 8V7H138ZM137 8V9H138ZM141 8V7H140ZM143 8H142V10H143ZM76 9V8H75ZM84 9V8H83ZM121 9V8H120ZM148 8L146 7V10H147ZM159 9V8H158ZM160 9H162L161 7H160ZM183 9H184V7H183ZM70 10V9H69ZM78 10V9H77ZM89 10V9H88ZM102 10V9H101ZM118 10V9H117ZM116 10V11H117ZM142 10H140V11H142ZM146 10L144 9V12H146ZM152 10V9H151ZM165 10V9H164ZM174 9H172V11H173ZM178 10H180L179 8L177 9V11ZM189 10H190V8H189ZM208 10V11H207ZM41 11V10H40ZM48 11V13H49V9L47 10ZM51 11H54V10H52L51 9ZM68 11V10H67ZM67 11H65V12H67ZM79 11V10H78ZM98 11V10H97ZM135 11V12H134ZM134 11H132V12H134V14L133 15H136V13H137V10L135 9ZM148 11V14L147 15H149V10H147ZM153 11H154V9H153ZM163 11V10H162ZM176 11V10H175ZM174 11V12H175ZM181 11V10H180ZM185 11V10H184ZM188 11V10H187ZM196 12V9H193L192 10V12ZM201 11V10H200ZM199 11V13H200V15L199 14H197V12H196V17H198V18H200L199 16H202L201 15V12ZM205 11V10H204ZM41 12H43V11H41ZM69 12H72V11H69ZM102 12V11H101ZM106 12H107V10H106ZM109 12V11H108ZM108 12H107V14H108ZM118 12V11H117ZM125 12V11H124ZM143 12V11H142ZM143 12V13H144ZM152 11H150V13H151ZM170 12V11H169ZM174 12H171L170 14L171 15H173L174 14ZM179 12V11H178ZM190 12H191V10H190ZM191 12V13H192ZM193 12V13H194ZM46 13V12H45ZM44 12L42 13L43 15L45 14ZM57 13V12H56ZM109 13H111V12H109ZM126 13V12H125ZM129 13H131L130 11L128 12L127 11V15H128V17L127 18H125V15H123L124 17H122V18H124L125 20H127L128 18L130 19V20H132V18H130L131 16H132V14H131V16H130V14ZM154 13H156V10H155V12ZM153 13V14H154ZM180 13V12H179ZM178 13V14H179ZM189 13V12H188ZM37 14H39V15H41V13H38L37 12ZM61 14V13H60ZM63 15H65L64 14V11H63V13H62ZM69 13H67L64 17H62L61 16V18L59 17V18H57V17H55V16H57V15H55V13L54 12H52V13H49V14H47L46 15V20H44L43 18L44 17H40V16H35L34 18H30V16L32 15V14H30V16L28 17V18H30L31 20L30 21H23V20H27L28 18H26V16H25V19H23V20H20V18H19V20L20 21H23L25 24L24 25H26L25 27H24V25L22 26V25H19V26H22L23 27V29H22V32L20 33V35H24V33H25V31L27 32V30H29V29H27V28H29L28 26H30L31 27V30L33 31H30L31 33H33V35H34V39H33V41L31 42V41H27V42H25L24 40V42H25V45L23 46V48H21V50H20V48H14V50H16V52L18 51L19 52V57H17V59L20 61V63L18 64V66H19V68L21 67V66H23V65H25V64H28V63H32V64H35V63H49V60H48V53H49V41L52 39V38H55L58 34H57V28H58V26H60V25H64V26H70V28H72L73 26H77L78 28H79V30L81 31V27L82 26H84V24H86L87 23V21H92V20H94L95 18H96V15H98V12H97V14L95 15V13H91L90 15H89V12H88V15L85 13L84 15H87V17H85L83 14V16L82 15H68ZM74 14V13H73ZM113 14V15H112ZM112 14H110L112 17H115V14H114V12L112 11ZM123 13L121 12V13H119V15L121 16ZM145 14V13H144ZM153 14H151V15H153ZM176 14V13H175ZM181 14V13H180ZM183 14V13H182ZM190 14V13H189ZM188 14V16H190ZM203 14V13H202ZM206 14V13H205ZM262 14H264V12H262ZM59 15V14H58ZM103 15V14H102ZM143 15V14H142ZM150 15V16H151ZM155 15V14H154ZM161 15V14H160ZM185 16L187 15V13H185L184 14ZM195 15H194V17H193V14H191V16L193 17V19H195ZM33 16H34V14H33ZM104 16V15H103ZM107 16V15H106ZM137 16V15H136ZM136 16H134V17H136ZM156 16V15H155ZM163 16V15H162ZM174 16V15H173ZM180 16V15H179ZM188 17V19H186V17L184 18V21L186 22V24L184 25V24H182L183 23V21H181V23H180V26H184V28H185V32H183V34L184 33H186L187 35H186V37H188V39L190 38V36H192V38L194 37V36H196V34L197 33H199L200 31H198V27H196L195 29H197V31L195 32L194 30V27L195 26H199V25H202V23L201 24H198V21L199 20H202V19H197V21L196 20H193V21H195L196 23L195 24H197V25H195V26H193V24H191V18L192 17ZM205 16V15H204ZM204 16H203V20H204ZM105 17V16H104ZM103 17V18H104ZM133 17V16H132ZM133 17V18H134ZM143 17H146V16H143ZM170 17V16H169ZM211 17V18H212ZM101 18V17H100ZM99 18V15H98V18L97 19H99V20H101ZM102 18V19H103ZM106 18H109V15H108V17H105V19ZM151 18H152V16H151ZM155 18V17H154ZM154 18L152 19V20H154ZM173 18V17H172ZM179 19H180V17H178ZM182 18H183V15H182ZM202 18V17H201ZM208 19H209V17H207ZM14 19V18H13ZM13 19H11V20H13ZM18 19V18H17ZM116 19V18H115ZM114 19V20H115ZM120 19H121V17H120ZM128 19V20H129ZM135 19V18H134ZM133 19V20H134ZM149 19V18H148ZM147 19V21H149ZM157 19V18H156ZM155 19V20H156ZM160 19V18H159ZM171 19V18H170ZM15 20H16V18H15ZM107 20V19H106ZM105 20V21H106ZM124 20V21H125ZM130 20H129V23H130ZM132 20V21H133ZM143 20V19H142ZM154 20V21H155ZM182 20V19H181ZM201 21V22H204V21H206V20H204V21ZM238 21L239 22V24H242L243 26L242 27H244V25L245 24H248V23H257L258 24V27L260 28H258V29H255V30H244L242 27H239L238 25H234L233 27H231V21ZM10 21V20H9ZM8 21V22H9ZM19 21V22H20ZM89 21V22H90ZM104 21V19H103V21L101 22V23H98V22H96L95 24H97V25H93V26H91L90 24H89V26H88V28H89V35H88V37H96V38H101L102 39V41H103V43L105 44L106 42H108L109 40H110V38H115V39H120L121 38V34L119 35L118 34V31L116 30V23H118V22H112L113 24L115 23V25H110V26H104L102 23L103 22H105ZM109 21H111L110 19H109ZM116 21V20H115ZM117 21H119V20H117ZM132 21H131V24L130 25H132L133 26V24H132ZM136 21V20H135ZM135 21H134V23H135ZM157 21H158V19H157ZM180 21V20H179ZM211 21V20H210ZM233 21V22H234ZM7 22V21H6ZM7 22V23H8ZM16 22H18V20H16ZM86 22V23H85ZM100 22V21H99ZM144 22H145V20H144ZM161 22V21H160ZM208 22V21H207ZM3 23H5L4 21H3ZM10 23H11V21H10ZM91 23H93V22H91ZM110 24H111V22H109ZM126 23H128V21L126 22ZM129 23H128V26H129ZM178 23V22H177ZM176 23V24H177ZM200 23V22H199ZM0 24H2V23H0ZM14 24L16 25V26H18V24H16L15 23V21H14ZM23 24V23H22ZM161 24V23H160ZM236 24V23H235ZM106 25H108V23H107V21H106ZM118 25V24H117ZM122 25H123V23H122ZM126 25V24H125ZM166 25H168V24H166ZM229 25H230V27H229ZM249 25H251V24H249ZM253 25V24H252ZM9 26V25H8ZM124 26V25H123ZM123 26H121L122 28H121V30H123ZM127 26V27H128ZM134 26H136V23H135V25ZM178 27V29L179 28H182V27ZM192 26H193V28H192ZM227 26L229 27V28H231V30L230 29H228L227 28ZM248 26V25H247ZM2 27V26H1ZM62 27V26H61ZM126 27V26H125ZM127 27L125 28V29H127ZM164 27H165V25H164ZM245 27H246V25H245ZM249 27V26H248ZM253 27V26H252ZM14 28H16V27H14ZM17 28H19V27H17ZM74 28V27H73ZM76 28V27H75ZM132 28V27H131ZM175 28H176V25H175V23H173V22H171L167 27H166V31L170 34V37H169V39H168V37L167 38H165V34L163 35V36H161V35H157V34H154V35H152L151 36V38H149L148 40H146V41H142V43L139 45V46H136V47H133L129 52H130V56H131V58L132 59H130L129 57H128V60L130 59V60H132L133 61V63H134V65L135 66H138L142 61H143V59H145L148 55L150 56V60L149 61H154L155 63L157 62V64L158 65H160V67L162 66V65H164V64H166L167 63V60H168V58H169V54L171 53V52H174L173 54H175V53H178V55L179 56H182L183 54V52H181V51H185V50H187V49H190L191 48V46L189 45V44H186V43H184V42H182L181 43V41H180V38H181V35H183V34H181V31H180V33L179 34H181V35H179L180 36V38L178 39L176 36H174V34H176L175 33ZM201 28H202V26H201ZM201 28H200V26H199V29L201 30ZM206 28V27H205ZM228 29V31H230L229 33H227L228 31H226V32H224L225 34L223 35H219V36H216V35H218V34H220V32H221V30H223V29ZM247 28V27H246ZM251 28V27H250ZM5 31H2L1 33H0V39L2 40V42L3 41H5L6 40V35L7 34H9V33H6L7 32V30H11L12 31V29H11V27L9 28V29H7L6 30V26H5ZM66 29V28H65ZM83 29H85V28H83ZM117 29H119V28H117ZM124 29V30H125ZM135 29V28H134ZM133 29V30H134ZM194 29V30H193ZM226 29V30H227ZM0 30H3V29H0ZM67 30V29H66ZM140 30V29H139ZM203 30V29H202ZM208 30V29H207ZM69 31V30H68ZM179 31V30H178ZM29 31H28V33H30ZM127 32H128V30H127ZM177 32V31H176ZM208 32V31H207ZM208 32V33H209ZM10 33H13V32H10ZM81 33V32H80ZM120 33H123V32H120ZM130 33V32H129ZM200 33H202V32H200ZM206 33V32H205ZM14 34V33H13ZM13 34H11L10 36H12ZM18 34H19V32H18ZM124 34L126 35V32L124 31ZM124 34H123V36H124ZM207 34V33H206ZM216 34V35H215ZM16 36H17V34H15ZM27 35H29V34H27ZM27 35H25L26 37H27ZM61 35H62V32H61ZM85 35V34H84ZM185 35V34H184ZM198 35V34H197ZM201 34H199L198 36H200ZM215 35V36H214ZM25 36L23 37V36H21V37H23V38H25ZM129 36V35H128ZM13 37V36H12ZM84 37V36H83ZM86 37V36H85ZM184 37V36H183ZM186 37H184V38H186ZM11 38V37H10ZM15 37H13V39H14ZM124 38V37H123ZM138 38V37H137ZM183 38V39H184ZM196 38H200V37H196ZM195 38V39H196ZM27 40H29L30 38H26ZM58 39H59V37H58ZM79 39H80V37H79ZM125 39H126V37H125ZM194 39V38H193ZM201 39V38H200ZM8 40H10V39H8ZM15 40V39H14ZM18 40V39H17ZM54 40V39H53ZM96 40V39H95ZM99 40V39H98ZM98 40H96L97 42H98ZM124 40V39H123ZM132 40H133V38H132ZM187 40V39H186ZM197 40V39H196ZM84 41H87V40H83V42ZM90 41H91V39L89 40V42L88 43H90ZM117 41H119V40H117ZM184 41V40H183ZM195 41V40H194ZM201 41V40H200ZM203 41V40H202ZM224 40H222V42H223ZM13 43H14V41H12ZM12 42H9V41H6L5 43H6V45L8 44V46H9V44L10 43H12ZM18 42V41H17ZM186 42V41H185ZM187 42H188V40H187ZM219 42V41H218ZM5 43H3L4 44V46H6L5 45ZM86 43V42H85ZM120 43H122V42H120ZM184 43V44H183ZM189 43V42H188ZM19 44H20V42H19ZM24 44V43H23ZM87 44V43H86ZM111 44V43H110ZM113 44V43H112ZM124 44V43H123ZM122 44V45H123ZM191 44V43H190ZM200 44H201V42H200ZM218 44H221V42L220 43H218ZM15 45H18V44H16L15 43ZM80 45H81V43H80ZM80 45H79V47H80ZM91 45V44H90ZM117 45V44H116ZM118 45H119V43H118ZM199 45V44H198ZM208 45V44H207ZM73 46V45H72ZM83 46H85V45H83ZM87 46V45H86ZM89 46V45H88ZM110 46V45H109ZM108 46V47H109ZM112 46H115V44L114 45H112ZM205 46V45H204ZM3 47V46H2ZM1 47V48H2ZM20 47H22V46H20ZM74 47H75V45H74ZM94 47V46H93ZM101 47V46H100ZM107 47V46H106ZM119 47V46H118ZM193 47V46H192ZM207 47H209V46H207ZM4 48V47H3ZM8 48H10L11 49V45L9 46V47H7V49H5V50H7L8 51ZM83 48V47H82ZM128 48V47H127ZM127 48L125 49V50H127ZM212 48V47H211ZM9 49V50H10ZM32 49H37V52H39V54H41V57H38V58H34L30 53H31V51H32ZM72 49V48H71ZM86 49V48H85ZM89 49V48H88ZM121 49V48H120ZM199 49H200V47H199ZM202 49V48H201ZM206 49V48H205ZM3 50V49H2ZM20 50V51H19ZM76 50V49H75ZM101 50V49H100ZM190 50H192V49H190ZM190 50H188V51H190ZM36 51V50H35ZM78 51H80V50H78ZM78 51H75V52H78ZM82 51H84V49H82ZM123 51V50H122ZM193 51V50H192ZM198 51V50H197ZM214 51V50H213ZM1 52V51H0ZM3 52H4V50H3ZM10 52V51H9ZM37 52H35L36 54H37ZM86 53H88L87 51H85ZM106 52H108V51H106ZM110 53H111V51H109ZM113 52V51H112ZM117 52H119V51H117ZM125 52V51H124ZM123 52V54H125ZM181 52V54L182 55H180L179 53ZM194 52V51H193ZM202 52V51H201ZM205 52V51H204ZM207 52V51H206ZM33 53V52H32ZM72 53V52H71ZM74 53V52H73ZM91 53V52H90ZM115 53V52H114ZM113 53V54H114ZM120 53H122V52H120ZM188 53V52H187ZM10 55H13L14 54V52H13V54H11V52L9 53ZM75 54V53H74ZM105 54V53H104ZM109 54V53H108ZM173 54H170V55H172L173 56ZM185 54V53H184ZM194 54V53H193ZM201 54V53H200ZM14 55H16V54H14ZM18 55V54H17ZM83 55H84V53H83ZM89 54H87V56H88ZM100 55V54H99ZM102 56V55H101ZM113 55L111 54V57H112ZM127 56V55H126ZM125 56V57H126ZM197 56H199V54H197ZM212 56H210L209 58H211ZM0 57H2L3 58V55H0ZM6 57H10L9 55H6ZM14 56H12V58H13ZM72 57V56H71ZM74 57V56H73ZM96 57V56H95ZM104 57H105V55H104ZM176 57H177V55H176ZM175 57V59H177ZM15 58V57H14ZM13 58V60H15ZM70 58V57H69ZM87 58V57H86ZM89 58V57H88ZM94 58V57H93ZM92 58V59H93ZM106 58V57H105ZM174 58V57H173ZM179 58V57H178ZM185 58V57H184ZM4 59V58H3ZM2 59V60H3ZM17 59H16V61H17ZM103 59V58H102ZM120 59H123V56H122V58H120ZM10 60V59H9ZM12 60V61H13ZM95 60V59H94ZM129 60V61H130ZM181 60V59H180ZM7 61V60H6ZM16 61H13L15 64H16ZM19 61H17V62H19ZM132 61H131V63H132ZM146 61V60H145ZM177 61H179L178 59H177ZM1 62V61H0ZM3 62H4V60H3ZM10 62H11V60H10ZM95 62H96V60H95ZM94 62V63H95ZM175 62V61H174ZM182 62V61H181ZM177 63H179V62H177ZM176 63V64H177ZM80 64V63H79ZM41 65V64H40ZM44 65V64H43ZM126 65V64H125ZM86 66V69H87V65H85ZM84 66V67H85ZM33 67H35L36 68V66H33ZM47 67V66H46ZM114 67V66H113ZM121 67V66H120ZM38 68V67H37ZM125 68V67H124ZM173 68V67H172ZM214 68V67H213ZM212 68V69H213ZM238 68H240V67H238ZM22 69V68H21ZM49 69V68H48ZM62 69V68H61ZM84 69V68H83ZM132 69V68H131ZM130 68H129V71L131 70ZM209 69V68H208ZM243 69V70H244ZM10 70V69H9ZM44 70V69H43ZM55 70H56V68H55ZM126 70H128V68L126 69ZM133 70V69H132ZM148 70V69H147ZM162 70V69H161ZM195 70H197L196 68H194V72L193 73H195ZM201 70V69H200ZM236 70V69H235ZM234 70V71H235ZM240 70V69H239ZM245 70H247V69H245ZM254 70H256L257 71V73L256 74H254ZM86 71V70H85ZM150 71V70H149ZM165 71H167V70H165ZM218 71V70H217ZM227 71V70H226ZM3 72H4V70H2L1 68H0V76H2V74H3ZM14 72V71H13ZM25 72V71H24ZM32 72V71H31ZM34 72V71H33ZM74 71H72V73H73ZM151 72V71H150ZM170 72V71H169ZM201 72V71H200ZM220 72H222V71H220ZM228 72H230V71H228ZM237 72V71H236ZM29 73V72H28ZM56 73V72H55ZM80 73V72H79ZM117 73V72H116ZM130 73V72H129ZM138 73V72H137ZM154 73V72H153ZM167 73V72H166ZM193 73H192V75H193ZM197 73H198V71H197ZM203 73V72H202ZM213 73H214V71H213ZM217 73V72H216ZM233 73V72H232ZM114 74V73H113ZM131 74V73H130ZM134 74V73H133ZM174 74V73H173ZM218 74L219 75H221L222 77H220V78H224L225 80H226V78L224 77V76H226L228 73L226 72V75H222V74H220L219 72H218ZM27 75V74H26ZM25 75V76H26ZM44 75H46V73L44 74ZM185 75H186V68L185 67H183L182 65H178V68L176 69V71H175V76H177L179 79H182V80H185ZM189 75V74H188ZM191 75V74H190ZM189 75V76H190ZM218 75V76H219ZM41 76V75H40ZM39 76V77H40ZM48 76V75H47ZM46 76V77H47ZM57 76H59V74L57 75ZM88 79L91 81V85H90V89H88L89 90V92L90 93H98V94H100L101 96H106L107 95V97L108 98H110V96L111 95H108L109 94V89L107 88L106 89V86H120V85H122V84H126L128 87H133V88H135L136 87V83H135V81L134 80H125V79H123V78H121V77H115V76H110V75H107V74H105L104 72H100L99 71V73L97 72V71H95L93 68L91 69H89L88 70ZM229 76H230V73H229ZM236 76V75H235ZM24 77V76H23ZM34 77V76H33ZM60 77V76H59ZM81 78H83L84 77V79H85V76H80ZM164 77V76H163ZM207 77V76H206ZM243 77V76H242ZM241 77V78H242ZM27 78V77H26ZM67 78V77H66ZM21 79V78H20ZM54 79V78H53ZM60 79V78H59ZM77 79V78H76ZM75 79V80H76ZM163 79H165V78H163ZM206 78H204V75L203 76H198L197 78H196V82L198 83V84H200V83H202V82H204V80H205ZM1 80V79H0ZM24 80V79H23ZM42 80V79H41ZM47 80V79H46ZM58 80V79H57ZM56 80V81H57ZM161 80V79H160ZM221 79H219V81H220ZM3 81V80H2ZM45 81V80H44ZM51 81V80H50ZM54 81V80H53ZM63 81V80H62ZM164 81V80H163ZM172 81V80H171ZM216 81L218 82V80L216 79ZM49 82V81H48ZM61 82V81H60ZM69 82H70V80H69ZM69 82H67V87H68V85H69ZM75 82V81H74ZM74 82H73V84H74ZM164 82H166V80L164 81ZM183 82V84L185 83L184 81H182ZM220 82H222V81H220ZM1 83V82H0ZM25 83V82H24ZM212 83H214L213 81H212ZM26 84V83H25ZM44 84V83H43ZM165 84V83H164ZM163 84V82L162 83H160V82H158L157 80H156V78H155V75L154 74H152V76H151V79L150 80H148V82H146L144 85H142V88L141 89H139V93L142 91V92H144V94L146 95V96H144V95H142V97L144 96V97H146V99H147V96H149V97H153V96H155V95H157V94H160V92H163V90L165 89V86H169L170 84H172V83H169V85H164ZM206 83H202V85L204 86ZM217 84H219V83H217ZM216 84V85H217ZM24 85V84H23ZM66 85V84H65ZM173 85V84H172ZM212 85V84H211ZM210 85V86H211ZM73 86V85H72ZM174 86V85H173ZM202 86V87H203ZM222 86V85H221ZM224 86V85H223ZM223 86H222V88H223ZM24 87V90H25V86H23ZM53 87V86H52ZM65 87V86H64ZM70 87V86H69ZM199 87V86H198ZM219 87V86H218ZM132 88V89H133ZM173 88V87H172ZM208 88V87H207ZM20 89V88H19ZM60 89V88H59ZM200 89L202 90V88L200 87ZM204 89H206L205 87H204ZM211 89H213V88H211ZM21 90V89H20ZM28 90V89H27ZM26 90V91H27ZM29 90H30V86H29ZM28 90V91H29ZM66 90H68V88L66 89ZM141 90V91H140ZM167 90V89H166ZM198 89H196V91H197ZM221 90V89H220ZM27 91V92H28ZM63 91V90H62ZM253 91L254 92V94H255V92H257V95L256 96H254V95H252L251 96V92ZM21 92V91H20ZM25 92V91H24ZM66 92V91H65ZM198 92V91H197ZM201 93H202V91H200ZM205 92H207V91H205ZM250 92V93H249ZM90 93H88V94H90ZM131 93V92H130ZM135 93V92H134ZM189 93H190V91H189ZM20 94V93H19ZM25 94H27V93H25ZM57 94V93H56ZM61 94V93H60ZM119 94V93H118ZM117 94V95H118ZM141 94V93H140ZM140 94H137V95H140ZM36 95V94H35ZM136 95V96H137ZM76 96V95H75ZM79 96V95H78ZM78 96H76V97H78ZM215 96V98L217 97V95H214ZM72 97V96H71ZM120 97V95H118V96H116L115 95V97L114 96H112V98H113V100H118V98ZM138 98H139V96H137ZM136 97V98H137ZM141 97V98H142ZM199 97H201V96H199ZM213 97V96H212ZM55 98V97H54ZM74 98V97H73ZM94 98V97H93ZM127 98H128V96H127ZM133 98V97H132ZM171 98H173V97H171ZM195 98H197V97H195ZM195 98H193V97H191L190 99H195ZM57 99L59 100V98L57 97ZM78 99V98H77ZM120 99V98H119ZM178 99H180V98H178ZM177 99V100H178ZM189 98H188V101L190 100ZM204 99V98H203ZM220 99V98H219ZM218 99V100H219ZM13 100V99H12ZM23 100H25V99H23ZM55 100V99H54ZM78 100H80L82 103H83V98L82 97H79V99ZM150 100V99H149ZM169 100H171V99H169ZM176 100V99H175ZM255 100V99H254ZM15 101V100H14ZM22 101V100H21ZM31 101V100H30ZM77 101V100H76ZM114 101V102H115ZM119 101V100H118ZM128 101H130V102H134V100H128ZM172 101V100H171ZM203 101V100H202ZM251 101H253V100H251ZM7 102V101H6ZM23 102V101H22ZM26 102V101H25ZM74 102V101H73ZM19 103V102H18ZM17 103V104H18ZM27 103V102H26ZM52 103H54V102H52ZM156 103V102H155ZM181 102H176L175 103V105H177L178 107H179V104H180ZM247 103V102H246ZM249 103V102H248ZM74 104V103H73ZM119 104V103H118ZM171 104V103H170ZM182 104V103H181ZM184 104V103H183ZM182 104V105H183ZM185 104H186V102H185ZM207 104V103H206ZM252 104V103H251ZM255 104V103H254ZM253 104V105H254ZM262 104H264V103H262ZM124 105V104H123ZM132 105V104H131ZM157 105V104H156ZM194 105V104H193ZM204 105V104H203ZM81 106V105H80ZM116 106V105H115ZM128 106H130V105H128ZM133 106H134V103H133ZM132 106V107H133ZM171 106H172V104H171ZM252 106V105H251ZM21 107H22V104H21ZM93 107V106H92ZM150 107V106H149ZM154 107V106H153ZM158 107V106H157ZM180 107H181V105H180ZM182 107H185V106H182ZM190 107V106H189ZM197 107V106H196ZM201 107V109H202V107L203 106H200ZM19 108H20V106H19ZM106 108V107H105ZM191 108V107H190ZM92 109H94V108H92ZM91 109V110H92ZM111 109V108H110ZM156 109V108H155ZM160 109V108H159ZM180 109V108H179ZM182 109V108H181ZM6 110H9V109H6ZM22 110V109H21ZM95 110V109H94ZM101 110V109H100ZM196 110V109H195ZM198 110H200V109H197V111ZM18 111V110H17ZM126 111H128V110H126ZM144 111V110H143ZM157 111H159L158 109H157ZM165 111V110H164ZM167 111H170V110H167ZM166 111V112H167ZM175 111H177V108H176V110ZM196 111V112H197ZM11 112V111H10ZM105 112V111H104ZM114 112V111H113ZM135 112V111H134ZM162 112V111H161ZM165 112V113H166ZM178 112V111H177ZM193 112V111H192ZM199 112V111H198ZM9 113V112H8ZM7 113V114H8ZM20 113V112H19ZM55 113V112H54ZM89 113V112H88ZM98 113V112H97ZM100 113V112H99ZM116 113V112H115ZM136 113V112H135ZM145 113V112H144ZM172 113H173V111H172ZM194 113V112H193ZM6 114V115H7ZM133 114V113H132ZM149 114V113H148ZM152 114V112L150 113V115ZM21 115V114H20ZM154 115V113L152 114V116ZM158 116V115H157ZM157 116H155V117H157ZM168 116V115H167ZM175 116H177V115H175ZM179 116V115H178ZM177 116V117H178ZM159 117H161V116H159ZM164 117V116H163ZM44 118V117H43ZM158 118V117H157ZM89 119V118H88ZM87 119V120H88ZM94 119V118H93ZM106 119V118H105ZM129 119V118H128ZM132 120H133V118H131ZM188 119V118H187ZM191 119V118H190ZM53 120V119H52ZM158 120H159V118H158ZM184 120V119H183ZM90 121V120H89ZM138 121V120H137ZM20 122V121H19ZM38 122V121H37ZM54 122V121H53ZM74 122H76V121H74ZM74 122H72V123H74ZM79 122V121H78ZM146 122V121H145ZM149 122V121H148ZM157 122V121H156ZM188 122V121H187ZM50 123V122H49ZM48 123V124H49ZM52 123V122H51ZM65 123V122H64ZM77 123V122H76ZM81 123V122H80ZM86 123V122H85ZM152 123H153V121H152ZM166 123V122H165ZM181 123V122H180ZM62 124H63V122H62ZM184 124V123H183ZM189 124V123H188ZM28 125V124H27ZM26 125V126H27ZM81 125V124H80ZM132 125V124H131ZM134 125H136V123H134ZM149 125H151V122H150V124ZM148 125V126H149ZM169 125V124H168ZM190 125V124H189ZM189 125H187L186 124V126H189ZM33 126V125H32ZM70 126V125H69ZM84 126V125H83ZM82 126V127H83ZM90 126H91V124H90ZM95 126V125H94ZM102 127H105V125H101ZM133 126V125H132ZM131 126V127H132ZM140 126V125H139ZM166 126V125H165ZM191 126V125H190ZM72 128H75L76 126H75V124H72V126H71ZM116 127V126H115ZM163 127V126H162ZM177 127H176V129H177ZM31 128V127H30ZM59 128V127H58ZM63 128V127H62ZM70 128V127H69ZM69 128H67V129H69ZM92 128V127H91ZM133 128V127H132ZM167 128H169V126L167 127ZM28 129V128H27ZM34 129V128H33ZM60 129H61V127H60ZM66 129V130H67ZM138 129H140V127L138 128ZM165 129V128H164ZM170 129V128H169ZM176 129H174V130H176ZM187 129V128H186ZM189 129H191L190 127H189ZM202 129H204V132H200ZM56 130V129H55ZM63 130H64V128H63ZM71 130V129H70ZM192 130V129H191ZM29 131V130H28ZM60 131V130H59ZM86 131H87V129H86ZM96 131V130H95ZM166 131V130H165ZM169 131V130H168ZM167 131V132H168ZM173 131V130H172ZM177 131V130H176ZM193 131V130H192ZM30 132H33V131H30ZM35 132V131H34ZM130 132V131H129ZM133 132V131H132ZM23 133V132H22ZM46 133V132H45ZM74 133V132H73ZM93 132L91 131V134H92ZM117 133V132H116ZM139 133V132H138ZM150 133V132H149ZM42 134V133H41ZM56 134V133H55ZM132 134H135L134 132L132 133ZM161 134V136H163ZM170 134H171V136H172V134H175V132L173 131V133H171L170 132ZM169 134V135H170ZM226 134H231L232 136H231V138H229L230 140H231V142H232V145L230 146V145H227L226 143H227V140H229V139H227V137H226ZM13 135V134H12ZM47 135H48V133H47ZM50 135V134H49ZM48 135V136H49ZM56 135H58V134H56ZM86 135H88V133L86 134ZM96 135H97V133H96ZM160 135V134H159ZM227 135V136H228ZM90 136V135H89ZM116 136V135H115ZM115 136H114V138H115ZM120 136V135H119ZM160 136V137H161ZM52 137H54V136H52ZM74 137V136H73ZM88 137V136H87ZM87 137H86V139H87ZM99 137V136H98ZM145 137V136H144ZM164 137V136H163ZM92 138V137H91ZM111 138V137H110ZM113 138V139H114ZM147 138V137H146ZM70 139V138H69ZM88 139H89V137H88ZM112 139V138H111ZM127 139H130V138H127ZM143 139V138H142ZM141 139V140H142ZM157 139V138H156ZM74 140V139H73ZM101 140V139H100ZM110 140V139H109ZM130 140H134V139H130ZM129 140V141H130ZM147 140V139H146ZM164 140V139H163ZM260 140V141H259ZM71 141H72V138H71ZM123 141V140H122ZM128 141V142H129ZM248 141H250V143H249V145H247L248 144ZM88 142V141H87ZM103 142V141H102ZM101 142V143H102ZM116 142H117V140H116ZM128 142H126L125 141V143H128ZM149 142H151V141H149ZM156 142V141H155ZM158 142H160V140H158ZM53 143V142H52ZM56 143V142H55ZM120 143H122L121 142V140H120ZM120 143H118V144H120ZM130 143H131V141H130ZM142 143V142H141ZM224 143H225V145H224ZM229 143V142H228ZM59 144V143H58ZM98 144H100V143H98ZM97 144V145H98ZM116 144V143H115ZM122 144H124V142L122 143ZM150 143H148V145H149ZM164 144V145H165ZM6 145V144H5ZM112 145H114V143L113 144H111V146ZM138 145V144H137ZM155 145V144H154ZM108 146V145H107ZM115 147H119L120 148V146H118L117 144L116 145H114ZM124 145H122L121 146V148L123 147ZM133 146V145H132ZM141 146H143V144L141 145ZM150 146V145H149ZM163 146V145H162ZM109 147H110V145H109ZM109 147H108V149H109ZM126 147H127V145H126ZM125 147V148H126ZM131 147V144L129 145L128 144V149ZM139 147V146H138ZM137 147V148H138ZM143 147H145V146H143ZM262 147H264V146H262ZM95 148H97V147H95ZM119 148H117V151L119 150ZM120 148V149H121ZM124 148V147H123ZM121 149V150H124V149ZM126 148V151H128V149ZM133 148H134V146H133ZM7 149V148H6ZM101 149V148H100ZM107 149V150H108ZM112 149H113V147H112ZM112 149H111V151H112ZM146 149H148V147L146 148ZM161 149V148H160ZM246 149V151H248ZM23 150V149H22ZM66 150V149H65ZM85 150H87V149H85ZM84 150V151H85ZM99 149L97 148V151H98ZM102 150V149H101ZM110 150V149H109ZM116 150V149H115ZM130 150H132L131 148H130ZM134 150V149H133ZM157 150V149H156ZM245 150V149H244ZM9 151V150H8ZM88 151V150H87ZM103 151V150H102ZM153 151H155V149L153 148V150H152V152ZM157 151H159V150H157ZM179 151V152H178ZM262 151V150H261ZM11 152V151H10ZM108 151H106V153H107ZM134 152V151H133ZM244 152V151H243ZM72 153V152H71ZM79 153H82L81 151L79 152ZM84 153H86L87 154V152H84ZM99 153H100V151H99ZM103 153V152H102ZM128 153H130L129 151H128ZM139 153V152H138ZM46 154V153H45ZM233 154H235V155H233ZM240 154V153H239ZM241 154H243V153H241ZM9 155V154H8ZM74 155V154H73ZM90 155V154H89ZM129 155H131V153L129 154ZM247 155V156H248ZM258 155V154H257ZM261 155V154H260ZM49 156V155H48ZM113 156V155H112ZM262 156V155H261ZM261 156H259L260 158H261ZM43 157V156H42ZM74 157V156H73ZM94 157V156H93ZM114 157H117V156H114ZM142 157V156H141ZM45 158V157H44ZM71 157L69 156V159H70ZM84 158V157H83ZM98 158V157H97ZM119 158V156L117 157V159L116 158H113L114 160L116 159V161L117 160H120V159H118ZM121 158V157H120ZM123 158V157H122ZM154 158H156V159H154ZM68 159V160H69ZM77 159V158H76ZM99 159H100V157H99ZM102 159V158H101ZM129 159V158H128ZM134 159V158H133ZM132 159V160H133ZM235 159H237V158H235ZM46 161H47V163H46V165L44 166V165H42V166H44L43 167V170L45 171L44 173H45V175H46V172H51V171H57V172H59V173H61V174H59L60 176L61 175H64V178H66L67 179V181L68 180H70V177H69V175L71 176V170L69 171V169H68V165L67 164H65V163H63L62 161H60V160H58L56 157H54V156H51V157H47L46 159H45ZM70 160H72V159H70ZM79 160H81V159H78V161ZM93 160V159H92ZM98 160V159H97ZM136 160V159H135ZM138 160V159H137ZM8 161V160H7ZM23 161V160H22ZM24 161H26V160H24ZM90 161V160H89ZM122 161H124V163H125V160H122ZM134 161V160H133ZM236 161H238V160H235V162ZM240 161V160H239ZM250 161V160H249ZM257 161V160H256ZM255 160H254V162H256ZM27 162V161H26ZM43 162H44V160H43ZM69 162H71V161H69ZM73 162H75V161H73ZM87 162V161H86ZM91 162V161H90ZM118 162V161H117ZM128 162V161H127ZM130 162V161H129ZM253 162V161H252ZM251 162V163H252ZM259 162V161H258ZM17 163H19V162H17ZM34 163V162H33ZM76 163V162H75ZM98 163H99V167H98V171L100 172V174H103L104 175V173L106 172V170H107V168L108 167H111V166H113V165H115V163H113V161L111 160H109V159H105V160H100V161H98ZM123 163V162H122ZM121 163V164H122ZM249 163V162H248ZM247 163V164H248ZM45 164V163H44ZM84 164V163H83ZM86 164V163H85ZM246 164V165H247ZM75 165H77V164H75ZM80 164H78V166H79ZM96 165H97V162H96ZM117 166L119 165L118 163L116 164ZM130 165H132V163L130 164ZM156 165H159L160 167H162L163 169V171H162V173H161V175L163 176L161 179H163V186L161 187V189L160 190H157L156 189V191H155V189L153 188V186H152V182L150 183L149 182V180H148V178L146 179V180H148V182H144V183H142V181H141V183L139 182V181H137V180H139V178L140 177H142V176H144V175H142L147 169H148V167L150 166V167H152L153 169H154V167L153 166H156ZM248 165H250V163L248 164ZM246 166L247 168L249 167V166ZM70 167H71V165H69ZM84 166V165H83ZM120 166V165H119ZM135 166V167H134ZM251 166V165H250ZM260 166V165H259ZM20 167V166H19ZM41 167V166H40ZM115 167V166H114ZM123 167V166H122ZM149 167V168H150ZM225 167V168H226ZM14 168V167H13ZM113 168V167H112ZM151 168V169H152ZM110 169V168H109ZM116 169V168H115ZM115 169H113L114 171H115ZM121 169V168H120ZM258 169V168H257ZM42 170V171H43ZM74 170V169H73ZM72 170V172H74ZM160 170V169H159ZM256 170V169H255ZM82 171V170H81ZM87 171V170H86ZM89 171V170H88ZM87 171V172H88ZM251 171V170H250ZM253 171V170H252ZM258 171V170H257ZM93 174L95 173V171L94 170H92L91 171ZM117 172H119V171H117ZM13 173V172H12ZM33 174V172L31 171L30 172V174ZM37 173H43V172H37ZM110 173H111V170H110ZM113 173V172H112ZM149 173V172H148ZM151 173V172H150ZM154 173V172H153ZM228 173H229V171H228ZM227 173V174H228ZM29 174V175H30ZM57 173H55V175H56ZM58 174H57V176H58ZM75 174V173H74ZM79 175H80V173H78ZM76 175L75 177H77L78 176V178H79V175ZM82 174V173H81ZM117 174V173H116ZM120 174V175H121ZM249 174V173H248ZM251 174V173H250ZM4 175V174H3ZM35 175V174H34ZM40 174H38V175H36V176H39ZM42 175V174H41ZM44 175V174H43ZM48 175V174H47ZM51 175V174H50ZM73 175V174H72ZM89 175V174H88ZM111 175V174H110ZM136 175V176H135ZM137 175H140V177L138 176V178H135V177H137ZM260 175V174H259ZM51 176H54V175H51ZM50 176V177H51ZM56 176V177H57ZM74 176V175H73ZM72 176V177H73ZM83 176V175H82ZM98 176V175H97ZM97 176H96V179H98L97 178ZM134 176V178L135 179H133L132 177ZM160 176V175H159ZM251 176V175H250ZM30 177V176H29ZM41 177V176H40ZM43 177V176H42ZM71 177V178H72ZM86 175H84V178L83 179H86ZM100 177V176H99ZM112 177V176H111ZM222 177V174L220 175V178ZM15 178H16V176H15ZM32 178V177H31ZM35 178V177H34ZM37 178V177H36ZM39 178V177H38ZM110 178V177H109ZM108 178V179H109ZM115 178V177H114ZM118 178V177H117ZM143 178V177H142ZM145 178H146V176H145ZM225 178H226V176H225ZM14 179V178H13ZM17 179V181H18V179L19 178H16ZM29 179V178H28ZM45 179V178H44ZM56 179V178H55ZM57 179H58V177H57ZM60 179H62V178H60ZM73 179V178H72ZM71 179V180H72ZM80 179H82V177L80 178ZM103 179V178H102ZM102 179H100V180H102ZM111 179V178H110ZM122 179V178H121ZM137 179V180H136ZM39 180V179H38ZM49 180V179H48ZM47 180V181H48ZM51 180V179H50ZM59 180V179H58ZM58 180H56L57 182H60V181H58ZM65 180V179H64ZM63 180V181H64ZM93 180V179H92ZM99 180V179H98ZM97 180V181H98ZM235 180V179H234ZM234 180H232V181H234ZM6 181V180H5ZM41 181V180H40ZM47 181H43V183L45 182H47ZM52 181V180H51ZM50 181V182H51ZM73 181V180H72ZM71 181V182H72ZM76 181V180H75ZM80 181V180H79ZM85 181V180H84ZM114 181H116V179L114 180L113 179V183L115 184V182ZM153 181V180H152ZM227 181V180H226ZM238 181V180H237ZM19 182V181H18ZM23 182V181H22ZM21 182V183H22ZM24 182H26V181H24ZM23 182V183H24ZM33 183H34V181H32ZM49 182V183H50ZM55 182V181H54ZM119 182V181H118ZM218 182H220V181H218ZM239 182V181H238ZM252 182V181H251ZM22 183V184H23ZM28 182H26V184H27ZM30 183V182H29ZM28 183V184H29ZM36 183V182H35ZM48 183V182H47ZM99 183H100V181H99ZM103 183H104V181H103ZM112 183V184H113ZM221 183V182H220ZM240 183V182H239ZM25 184V183H24ZM23 184V185H24ZM25 184V185H26ZM27 184V185H28ZM65 184L67 185V183L65 182ZM68 184H69V181H68ZM77 184V183H76ZM76 184H74L75 186H76V189L74 188H72V186H71V188L70 189H73L72 191H74V190H76L75 192H77V187H79L78 185H76ZM84 184V183H83ZM242 184V183H241ZM15 185V184H14ZM31 185H32V183H31ZM44 185V184H43ZM51 185V184H50ZM53 185V184H52ZM56 185H58V183L56 184ZM64 185V184H63ZM110 185V184H109ZM119 185V184H118ZM218 185H219V183H218ZM240 185V184H239ZM249 185V184H248ZM16 186V185H15ZM15 186H14V188H15ZM18 186V189H19V185H17ZM68 186H70V185H68ZM115 186V185H114ZM121 186V185H120ZM156 186V185H155ZM240 186H242V185H240ZM246 186H247V184H246ZM250 186V185H249ZM9 187H12V185L11 186H9V185H7V184H4V183H2L1 185H0V191H6ZM21 187V186H20ZM31 187V186H30ZM44 187V186H43ZM63 187V186H62ZM81 187H83L82 185H81ZM101 187V186H100ZM111 187H113L112 185H111ZM118 187V186H117ZM116 187V188H117ZM133 187V188H134ZM156 187H159V186H156ZM155 187V188H156ZM233 187V186H232ZM251 187V186H250ZM254 187V186H253ZM252 187V188H253ZM45 188H46V185H45ZM53 188V187H52ZM51 188V189H52ZM80 188V187H79ZM78 188V189H79ZM114 188V187H113ZM120 187H118L117 189H119ZM121 188H123L122 186H121ZM126 189H127V186L125 187ZM129 188V187H128ZM132 188V187H131ZM132 188V189H133ZM136 188H134L133 190H135ZM240 188V187H239ZM251 188V189H252ZM23 189V188H22ZM44 189V188H43ZM50 189V190H51ZM116 189V192H118L119 190H117ZM166 189V192H163V190H165ZM217 189V188H216ZM11 190V189H10ZM34 190H35V188H34ZM36 190H37V188H36ZM39 190H42V189H39ZM80 190V189H79ZM82 190V189H81ZM13 191V190H12ZM11 191V192H12ZM38 191V190H37ZM122 191V190H121ZM136 191V190H135ZM138 191H139V189H138ZM138 191H136V192H138ZM239 191V190H238ZM7 192V191H6ZM14 192H15V189H14ZM24 192H26V191H24ZM29 191H27V193H28ZM51 192V191H50ZM56 192V191H55ZM60 192V191H59ZM64 192V191H63ZM68 192V191H67ZM71 192V191H70ZM70 192H68V193H70ZM216 192H217V190H216ZM7 193H9V192H7ZM13 193V192H12ZM32 193V192H31ZM48 193V192H47ZM60 193H62V192H60ZM81 193V192H80ZM80 193H77L78 195H80ZM133 193H135V192H133ZM139 193V192H138ZM137 193V194H138ZM234 193V192H233ZM3 194V193H2ZM23 194V193H22ZM24 194H26V193H24ZM34 194H36V193H33L32 195H34ZM52 194L55 196V194H54V190H53V192H52ZM83 194V193H82ZM118 194V193H117ZM217 194V193H216ZM8 195V194H7ZM10 195H11V193H10ZM9 195V196H10ZM38 195H39V193H38ZM37 195V196H38ZM71 195H72V193L70 194V197H71ZM75 195V194H74ZM83 195H85V193L83 194ZM24 196V195H23ZM29 196H31V195H29ZM28 196V197H29ZM37 196H35L34 195V197H33V199L34 198H36ZM51 195H49V197H50ZM60 196V195H59ZM137 196H139V194L137 195ZM142 196V195H141ZM228 196V195H227ZM234 196V195H233ZM2 197V196H1ZM4 197H6V195H4ZM10 197H12V195L10 196ZM21 197H22V195H21ZM27 197V198H28ZM41 197V196H40ZM43 197V196H42ZM62 197V196H61ZM58 198L57 199V203H56V207H57V211H63L64 210V208H66V203H64V200H63V198L65 197V194H64V197L63 198ZM69 197V198H70ZM117 197V196H116ZM153 197V198H154ZM23 198V197H22ZM25 198V197H24ZM48 198V197H47ZM52 198V197H51ZM55 198V197H54ZM68 198V199H69ZM97 198V197H96ZM110 198V197H109ZM152 198V199H153ZM5 199H8V198H5ZM5 199H4V201H5ZM16 199V198H15ZM19 199V198H18ZM30 199V197L28 198V201L29 202H31V199ZM67 199V198H66ZM68 199L66 200V202L68 201ZM98 199V198H97ZM115 199V198H114ZM150 199V198H149ZM148 199V200H149ZM151 199V200H152ZM196 199V200H195ZM12 200H14V198L13 199H11L10 201H12ZM21 200V199H20ZM70 200V202H71V198L69 199ZM76 200H78V197H77V199ZM192 200H193V202H194V204L192 205V207L191 208H189V206H191V204H192ZM262 200V199H261ZM34 201V200H33ZM40 201H41V198H40ZM51 201H52V199H51ZM55 201V200H54ZM84 201H86V200H84ZM1 202V201H0ZM8 203H9V201H8ZM11 203V202H10ZM9 203V204H10ZM33 203V202H32ZM40 203V202H39ZM2 204V203H1ZM19 204V203H18ZM31 204V203H30ZM29 204V205H30ZM34 204H35V202H34ZM48 204V203H47ZM67 204H69V202L67 203ZM73 204H75L74 202H73ZM83 204V203H82ZM84 204H85V202H84ZM204 204V203H203ZM7 205V204H6ZM28 205V204H27ZM28 205V206H29ZM43 204H41V206H42ZM1 206V205H0ZM4 206H5V204H4ZM10 206V205H9ZM13 206V205H12ZM17 206V205H16ZM32 206H34V205H32ZM44 206V205H43ZM42 206V207H43ZM65 206V207H64ZM6 207V206H5ZM7 207H8V205H7ZM31 207V206H30ZM36 207V206H35ZM52 207H53V205H52ZM64 207V208H63ZM75 207V206H74ZM234 207V206H233ZM12 208V207H11ZM15 208V207H14ZM19 208V207H18ZM17 208V209H18ZM44 208V207H43ZM48 208H50V205H49V207ZM83 208V207H82ZM1 209V208H0ZM16 209V210H17ZM26 209H28L27 208V206H26ZM33 209H34V207H33ZM35 209H37V207L35 208ZM33 210V211H36V210ZM52 209V208H51ZM51 209H47V210H51ZM97 209H100V211H101V213H100V215H97L96 214V211L95 210H97ZM31 210H32V207H31ZM43 210V209H42ZM68 210H70V209H68ZM82 210V211H81ZM28 211H30V210H27V212ZM65 211V210H64ZM152 211V210H151ZM1 212V211H0ZM8 212H10V211H8ZM26 212V211H25ZM26 212V215L29 213H27ZM45 212V211H44ZM49 212H51V211H49ZM53 212H56V210L55 211H53ZM6 213V212H5ZM4 213V214H5ZM11 213V212H10ZM10 213L9 214H7V215H4V214H1L0 213V228H1V230L3 231H0V232H2L1 234H0V237H2L4 234H5V232H4V229L6 228V224L9 222V221H12V217L10 216ZM42 213H43V211H42ZM32 214V213H31ZM40 214H41V212H40ZM58 214H59V212H58ZM57 214V212H56V214L55 215H58ZM65 214H66V212H65ZM99 214V213H98ZM24 215V214H23ZM25 215V217H27ZM42 215V214H41ZM48 216V215H47ZM29 217V216H28ZM35 217H36V214H35ZM38 217V216H37ZM52 217V216H51ZM30 218V217H29ZM34 218V217H33ZM40 218V217H39ZM48 218V217H47ZM85 218V217H84ZM16 219V218H15ZM31 219H32V217H31ZM31 219H29L30 220V222H31ZM52 219V218H51ZM79 219H81V218H79ZM127 219H129V220H127ZM19 220V219H18ZM45 220H46V218H45ZM82 220H84V219H82ZM82 220H79V221H82ZM258 220H260V219H258ZM27 221V220H26ZM54 221V220H53ZM76 221V220H75ZM74 221V222H75ZM134 221H136V220H134ZM145 221V220H144ZM17 221H15V223H16ZM20 222V221H19ZM28 222V221H27ZM36 222V221H35ZM34 221H33V224L35 223ZM85 222V221H84ZM197 222V221H196ZM10 223V222H9ZM24 223H26V222H24L23 221V224ZM52 223V222H51ZM50 223V224H51ZM59 223V222H58ZM135 223V222H134ZM143 223V222H142ZM12 224H14V222L12 223ZM12 224H10V226L12 225ZM33 224L31 225V226H33ZM37 225H38V222L36 223ZM80 226H82V223L80 222ZM128 224H130V222L128 223ZM141 224V223H140ZM194 224V223H193ZM25 225H27V224H25ZM30 225V224H29ZM41 225V224H40ZM40 225H38V227L40 226ZM70 225V224H69ZM142 225H144V223L142 224ZM7 226H9L8 224H7ZM52 226V225H51ZM51 226L49 227L50 229H51ZM57 226H58V224H57ZM62 226V225H61ZM79 226V227H80ZM83 226H84V224H83ZM83 226L81 227V229H83ZM16 227V226H15ZM24 227H26V226H24ZM44 227V226H43ZM48 227V226H47ZM54 227H55V225H54ZM68 227V226H67ZM77 227V226H76ZM236 227V226H235ZM254 227V226H253ZM11 228V227H10ZM10 228H8V229H10ZM48 228V229H49ZM65 228H66V226H65ZM84 228H86V227H84ZM45 229V228H44ZM44 229H42L43 230V232H44ZM62 229H64V227L62 228ZM67 230L69 229V227L68 228H66ZM65 229V230H66ZM79 229V228H78ZM89 229V228H88ZM250 229V228H249ZM16 230H17V228H16ZM40 230V229H39ZM38 230V231H39ZM64 230V231H65ZM139 230V229H138ZM38 231H37V235H40V233L38 234ZM41 231V230H40ZM48 231V230H47ZM86 230H84V232H85ZM94 231V232H95ZM10 232V231H9ZM16 232V231H15ZM20 232V231H19ZM24 232V231H23ZM35 232H36V230L34 229V230H32L31 229V231L29 230V231H27V229H26V232L22 235V238H21V240L22 241H20V242H25L26 240H28V238H29V236H33L34 234H35ZM54 232V231H53ZM74 232V231H73ZM91 232V231H90ZM14 233V232H13ZM58 233H60V232H58ZM64 232H62V234H63ZM10 234V233H9ZM47 234V233H46ZM53 234V233H52ZM61 234V235H62ZM15 234H13V236H14ZM42 235V234H41ZM58 235V234H57ZM72 235H73V233H72ZM12 236V235H11ZM12 236V237H13ZM21 236V235H20ZM43 236V235H42ZM66 236V235H65ZM254 237L251 239H247V240H244L243 239V241H242V243H244V242H246L244 245H243V248L242 249H239V248H237V249H235V250H233V252H232V257H230L229 258V260H227V261H225L223 264H261L260 263V257H259V253H258V251H259V246H258V243L260 242H264V230H262L260 233H258L257 235H253ZM35 237V236H34ZM43 237H45V233H44V236ZM47 237V236H46ZM49 237H50V235H49ZM55 237H56V235H55ZM62 237V236H61ZM68 237V236H67ZM66 237V238H67ZM76 237H78V236H76ZM11 238V237H10ZM30 238H33V237H30ZM37 238H39V237H36L34 240L36 241V240H38ZM68 238H70V237H68ZM72 238V237H71ZM196 237L195 236H191L190 235V241H193V242H198V245H204V242H202V240L201 241H198V240H196L195 239ZM238 238V237H237ZM9 239V238H8ZM33 239H32V241H33ZM54 239V238H53ZM64 239V238H63ZM92 239V238H91ZM239 239V238H238ZM11 240V239H10ZM31 239H29V241H30ZM66 240V239H65ZM6 241H8V240H6ZM34 241V242H35ZM43 241V240H42ZM64 241V240H63ZM3 242V241H2ZM11 242V241H10ZM45 242V241H44ZM48 242V241H47ZM51 242V241H50ZM235 242V241H234ZM12 243H14V242H12ZM31 243H33V242H31ZM56 243V242H55ZM192 243V242H191ZM190 243V244H191ZM233 243V242H232ZM239 243H241V242H239ZM239 243H237L236 242V244H239ZM1 244V243H0ZM5 244H7L6 242H5ZM25 244V243H24ZM30 244V243H29ZM34 244V243H33ZM47 244V243H46ZM23 245V244H22ZM27 247H28V243L27 244H25ZM39 245H42L41 243L39 244ZM48 245H50V244H48ZM52 245V244H51ZM54 245V244H53ZM85 245H87L88 246V249H82V246H85ZM194 245V244H193ZM241 245V244H240ZM3 246H4V244H3ZM8 246V245H7ZM9 246H12L11 244L9 245ZM24 246V245H23ZM26 246H24V247H26ZM31 246V245H30ZM43 246V245H42ZM115 246H117V248L119 249L118 250V252L116 253V252H114V247ZM13 247V246H12ZM11 247V249H13ZM40 247V246H39ZM50 247V246H49ZM86 247V246H85ZM6 248H8V247H6ZM23 248V247H22ZM42 248V247H41ZM54 248V247H53ZM84 248V247H83ZM87 248V247H86ZM262 248H264V247H262ZM18 249H21V247H18ZM37 249H38V247H37ZM36 249V250H37ZM21 250H23V249H21ZM30 250V249H29ZM29 250H28V252L27 253H29ZM47 250V249H46ZM49 250V249H48ZM201 250V249H200ZM258 250V251H257ZM9 251V250H8ZM17 252H18V250H16ZM34 251V250H33ZM43 251V250H42ZM57 251V250H56ZM10 252H11V250H10ZM14 252V251H13ZM31 252H32V250H31ZM39 252V251H38ZM204 252H206V251H204ZM203 251H201V253H204ZM4 253V252H3ZM20 253V252H19ZM2 254V253H1ZM5 254V253H4ZM4 254H3V256H4ZM18 254V253H17ZM16 254V255H17ZM33 254V253H32ZM39 254V253H38ZM38 254H37V256H38ZM41 254V253H40ZM6 255H8V254H6ZM30 255V254H29ZM43 255L44 254H42V256H40L41 258H43ZM52 255V254H51ZM111 255V256H110ZM154 255H156V258L155 259H153V258H151V257H154ZM30 256H32V255H30ZM30 256H28V257H30ZM54 256V255H53ZM34 257V256H33ZM39 257V256H38ZM45 257V256H44ZM61 257V256H60ZM6 258H7V256H6ZM16 258V257H15ZM32 258V257H31ZM41 258H39V259H41ZM27 259V258H26ZM30 259V258H29ZM38 259V258H37ZM38 259V260H39ZM55 259V258H54ZM57 259V258H56ZM121 259V258H120ZM2 260H3V258H2V255H0V263L2 262ZM9 260V259H8ZM34 260V259H33ZM45 260V259H44ZM12 261V260H11ZM14 261V260H13ZM17 261V260H16ZM24 261V260H23ZM22 261V262H23ZM31 261V260H30ZM35 261H36V259H35ZM40 261V260H39ZM38 261V262H39ZM49 261V260H48ZM10 262V261H9ZM19 262V261H18ZM20 262V264H23V263H25V262ZM28 262V261H27ZM36 263H37V261H36ZM44 263V262H43ZM8 264V263H7ZM11 264V263H10ZM27 264H29V263H27ZM30 264H34V263H32V262H30ZM196 264V263H195Z\"/></svg>",
    "mask_w": 264,
    "mask_h": 264
}]
</instances>
